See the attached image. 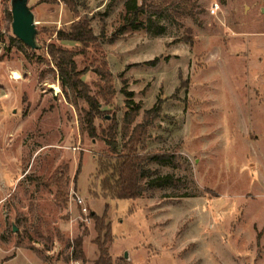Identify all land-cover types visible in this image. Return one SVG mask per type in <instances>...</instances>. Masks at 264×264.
I'll return each instance as SVG.
<instances>
[{
  "label": "rangeland",
  "instance_id": "374dc122",
  "mask_svg": "<svg viewBox=\"0 0 264 264\" xmlns=\"http://www.w3.org/2000/svg\"><path fill=\"white\" fill-rule=\"evenodd\" d=\"M77 3L95 39L58 40L78 18L59 0H28L31 49L0 0V264H93L87 215L105 204L112 264H264V0ZM50 44L74 53L81 90L99 103L95 137L80 128L88 104L61 86ZM102 89L112 91L105 100ZM128 91L140 105L134 123L160 107L138 151L172 154L173 166L149 167L177 183L96 197L97 159L110 156L100 130L114 118L121 148ZM56 169L64 200L45 185ZM78 237L85 263L71 258Z\"/></svg>",
  "mask_w": 264,
  "mask_h": 264
},
{
  "label": "trees",
  "instance_id": "16d2710c",
  "mask_svg": "<svg viewBox=\"0 0 264 264\" xmlns=\"http://www.w3.org/2000/svg\"><path fill=\"white\" fill-rule=\"evenodd\" d=\"M64 3L67 8L78 18L71 22L68 29H59L56 31L58 40L74 41L81 44L91 42L95 39L88 19L84 15H80L77 11V0H59ZM11 14V13H10ZM132 28L147 27L144 23H130ZM12 39H14L12 37ZM16 39V38H15ZM20 46H23L22 41L16 39ZM2 41V32L0 31V42ZM47 53L54 61L58 71V77L62 87H68L70 92L78 95L86 101L88 109L80 114V128L86 131L90 136L95 137L96 128L93 124L95 116L98 114L99 103L86 92L81 90V85L84 83L76 78V66L73 60L74 53L61 47H56L53 44L47 46ZM154 63V62H152ZM110 87V86H109ZM103 91V89H102ZM112 91H103L104 100L107 98L105 94H111ZM127 110L122 117V129L126 135L121 148H118L117 134L118 123L112 118L109 124L100 130L101 138L108 146L109 157L97 159V169L94 175L93 186L99 188V193L96 197L104 199H136L142 196L146 188L162 187L164 185H175L177 178L171 173L163 175L153 174V169L149 167L150 163L159 165H174L173 156L167 152L146 150L139 152L138 145L148 137L147 128L152 123V120L160 113V107L154 106L143 112L142 120L134 123L135 117L138 115L140 105L135 103L131 96L132 92H126ZM153 113V115H151ZM134 123V124H133ZM133 124V126H132ZM61 174H57V169L45 181V185H54L56 187L55 197L58 200H64L62 190ZM180 196H188L181 194ZM107 204L101 215L95 212H90L87 216L93 220V228L96 236L93 242L97 246L98 257L93 264H112L111 257L108 251V244L112 243L113 236L111 233L110 222L106 221ZM81 237L72 240L71 258L80 260L85 263L86 257L82 250Z\"/></svg>",
  "mask_w": 264,
  "mask_h": 264
},
{
  "label": "water",
  "instance_id": "95a60500",
  "mask_svg": "<svg viewBox=\"0 0 264 264\" xmlns=\"http://www.w3.org/2000/svg\"><path fill=\"white\" fill-rule=\"evenodd\" d=\"M10 13L12 34L31 49L39 48L36 39L37 22L28 0H10Z\"/></svg>",
  "mask_w": 264,
  "mask_h": 264
},
{
  "label": "built area",
  "instance_id": "2783aa9c",
  "mask_svg": "<svg viewBox=\"0 0 264 264\" xmlns=\"http://www.w3.org/2000/svg\"><path fill=\"white\" fill-rule=\"evenodd\" d=\"M217 8H218V4L214 3L213 5H211L209 12L211 14H215ZM79 203H81V200H79ZM83 210L85 211V207H83Z\"/></svg>",
  "mask_w": 264,
  "mask_h": 264
},
{
  "label": "bare ground",
  "instance_id": "6f19581e",
  "mask_svg": "<svg viewBox=\"0 0 264 264\" xmlns=\"http://www.w3.org/2000/svg\"><path fill=\"white\" fill-rule=\"evenodd\" d=\"M15 75V74H14ZM15 78H18V76L17 75H15Z\"/></svg>",
  "mask_w": 264,
  "mask_h": 264
}]
</instances>
